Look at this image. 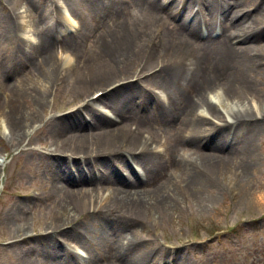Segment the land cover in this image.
Wrapping results in <instances>:
<instances>
[{
    "label": "bare ground",
    "instance_id": "bare-ground-1",
    "mask_svg": "<svg viewBox=\"0 0 264 264\" xmlns=\"http://www.w3.org/2000/svg\"><path fill=\"white\" fill-rule=\"evenodd\" d=\"M86 1L93 6L92 3L97 0ZM121 1L102 0V8L94 13L92 20L81 19L79 14L77 16L74 14L80 24L79 22L71 24L59 10L58 17L52 24L55 33L61 29L63 23L69 24L72 28L71 36L64 37L63 44L69 54L63 62L53 56L51 48L55 43L53 36L37 32L38 22L33 18L35 15L31 12L30 1L5 0L10 7L7 6L5 12L0 15V88L4 92V97L0 100L5 110L0 114L2 135L7 136L12 144L29 145L35 141L37 130H40L41 134L45 133L44 144L52 147L49 153L42 154L34 149H27L25 154L31 155L32 158L44 157L50 160L47 164V169L51 173L50 189H56L63 194L65 206L52 218L54 228L51 230L72 224L69 221H73L74 217L84 216L90 210L102 221L101 227L105 230L97 227L96 230L94 227L89 229L88 225H85L84 228L90 233L99 231L90 242H85L84 236H74L86 249L93 251V254L83 259L86 260V264H99L94 247L104 240L108 243L105 246V252L109 255L105 259L106 264H154L151 254L153 250L160 254L161 250L152 244L151 239L146 241L135 238L134 230L125 232L131 225L143 222L144 211L148 213V210L155 209L158 212L165 208L167 211L171 210L169 204L166 202L164 204L163 197L167 187L163 185L172 176L166 174L162 177L164 170L152 174L147 167L169 161L167 166L170 169H177L178 175L183 177L179 180L186 182V186L204 181V175L211 179L219 168L227 165V160L212 157L199 147H204L202 142L204 133L211 131L207 128L210 127V123L206 122L211 121L210 116L217 117L216 113L221 112V109L224 116L228 117L257 112L256 103H252L253 108H248L241 105L239 100L252 99L253 92L247 76L252 62L256 68L264 69V59L261 56H256V59L251 57L255 53L254 43L264 40V24L251 27L253 23L248 19L250 11L241 10L237 1L230 5L231 9L225 0L224 3L219 0H200L198 6L191 8L188 5L183 12L181 11L184 16L189 12L193 19H203L205 15L212 18L225 9L232 24L227 30L228 34L220 42L208 40L203 43L202 38L198 37L201 35L187 27L175 28L172 36L164 41L161 50L167 60L166 69L150 77L158 80L162 87L172 88L180 73L182 71L184 73L181 68L185 67L182 64L185 61L195 59L201 62V75L188 73L182 79L181 85H185V90L182 88L178 90H182L185 97L182 95L171 97L168 94L167 98L181 100L178 111L168 110L153 94L156 89L153 83L150 92L146 89L140 66L131 74L129 72L132 63L138 58L143 59L141 51L146 43L163 41L155 32L157 26L150 31V34L156 33L154 36L146 33L150 26L163 23L170 9L174 7V0H167L164 7H159L155 0L147 2V10H153L151 17L147 13H141L137 8L138 12L132 14L128 6L120 4ZM138 1L140 0L135 2ZM17 7L22 10L18 11ZM0 9L2 10L1 6ZM160 13L161 16L158 17ZM159 18L163 20L157 23L152 21ZM88 24L95 26L96 34L95 31L87 29ZM22 27L25 28L24 31ZM210 29L211 24L208 27V30ZM25 33H31L34 38L26 37ZM132 78L133 80L129 81ZM71 80L73 90L80 89L83 92L91 89L90 95L86 98L91 96L93 98L83 101L78 104L79 106L76 105L78 107L74 120L58 124L57 112L74 105L80 98V92L76 91L72 100L53 106L50 117L45 119L44 111L56 92L64 95V90ZM120 82L126 83L106 93L109 87ZM100 84L101 94L98 88L96 90ZM125 86L130 89L119 92ZM118 88L120 89L114 92ZM190 88L191 93L188 92ZM216 88L220 93H214ZM239 91L242 93L241 96ZM210 93L213 95L210 96ZM84 94L88 95L85 92ZM158 95L164 96L162 93ZM232 95L239 96V100L234 104L229 100ZM147 103L164 112L160 110L156 112L153 107L149 111H141L140 105ZM175 105L178 103L175 102ZM100 108H105L117 119H110ZM81 115H84L83 120ZM158 115L159 119L156 118ZM134 117H138V120L133 123L136 128L131 130L128 124ZM231 119L229 120L233 124L230 129L233 130L239 123ZM158 122L165 125L172 137L171 145L162 144L148 133L143 134L152 130L153 127L148 124L156 125ZM36 123L39 125L36 126ZM32 128L35 132L30 130ZM157 146H162V151L157 149ZM230 146L229 149L233 145ZM242 146L244 148L240 154L250 151L249 146ZM223 148L225 149V146ZM61 156L68 159L67 164L59 163L57 159ZM72 159H77V164L85 175L92 173L95 179H98L94 189L77 186L85 183V180L79 176ZM84 164H90V169ZM140 166L144 167L143 171L138 169ZM0 168L2 172L5 168L4 161L0 163ZM242 171L245 177L248 176L251 166L242 165ZM128 173H133L135 178L128 176ZM169 181L170 179L166 182L167 185ZM207 185L211 186L210 183ZM144 187L148 189L143 190ZM106 191L108 195L100 197V194L103 196V192ZM19 209L20 206L15 204L10 212ZM147 218L144 217V220ZM146 226L145 221L140 225L143 229ZM71 228L73 227L69 229ZM75 230H67L66 233L74 234ZM26 234L22 228L9 235L8 240L14 244H24L27 242ZM50 244L51 239H47L46 244L40 248L43 264H84L68 246L62 247V252L50 253L48 251ZM150 246L153 249L149 251ZM141 247L143 249L139 255H132L134 250L138 251ZM33 250L34 247L31 245L25 251ZM28 259L25 258V261Z\"/></svg>",
    "mask_w": 264,
    "mask_h": 264
},
{
    "label": "rangeland",
    "instance_id": "rangeland-1",
    "mask_svg": "<svg viewBox=\"0 0 264 264\" xmlns=\"http://www.w3.org/2000/svg\"><path fill=\"white\" fill-rule=\"evenodd\" d=\"M29 1L32 4L31 12L35 15L33 18L38 22L37 32L53 36L55 39L54 46L51 47L53 56L60 62H63L69 54L63 43L64 37L71 36L72 28L69 24L63 23L61 29L55 33L52 24L57 19L59 10L65 14L70 23L78 24L79 22L80 24L75 15L79 14L81 19L92 20L94 13L102 8V0L94 1L92 3L93 6H90L86 0ZM135 1L122 0L120 4L128 6L132 14L137 13V9H139L141 13H147L149 17L153 15V10H147L146 5L151 0ZM155 1L159 7H164L167 0ZM199 1L174 0V7L170 9L169 15L164 20L160 18L159 20H152L156 23L163 20V23L150 26L146 35H149L151 29H155L157 26L158 29L155 32L163 38V41L158 42L155 40L154 42L146 43L141 51L144 55L143 59L142 57V60L138 58L136 62L131 64L132 69L129 74L132 71H136L140 66L142 79H145L146 82V89L150 92L152 90L151 83H153V86H156L153 94L162 101L165 108L171 111H178L181 100L180 98H167L168 94L171 97L184 96L182 94L183 91L178 90V88L185 90V85H181L182 79L188 73L201 75V62L195 59L185 61V63H182L185 67L181 68L184 73L183 71L180 73L172 88L166 89L162 87L158 80L150 77L156 76L161 73L162 69H166L167 60L163 57L161 50L164 41L172 36L175 28L185 29L187 27L189 30L197 32V35H201L198 37L202 38L203 43L208 40L220 42L228 34L227 30L232 24L226 15L225 9L215 14L212 18L205 15L203 19H193V15L189 12L185 16L182 15L181 11L183 12L188 5L190 8L196 7ZM219 1L224 3V0ZM225 1L229 3L228 8L237 1V5L241 10L250 11L248 19L253 23L251 27L264 24V0ZM0 3L2 10L4 9V11L0 9V15H2L9 5L6 4L7 2L5 3V0H0ZM16 9L18 11L22 10L18 7ZM159 16H161V13ZM166 23L171 27L169 28ZM210 24L211 29L208 30ZM87 29L91 32L95 31L96 34L97 29L95 30L94 25L88 24ZM24 30L25 28L22 27V31ZM155 32L150 35L154 36ZM24 35L31 39L34 38L31 33H25ZM146 40L147 37L145 38ZM254 46L255 51L253 50V52L255 53L251 57L256 59L255 57L259 55L264 59V40L256 41ZM172 67L174 66H170V68ZM247 76L253 92L252 99L248 97L249 100L244 101L239 100V96L232 95L229 100L233 104L239 100L241 105L248 108H253L252 103L254 102L258 105L257 112L253 111L252 113L248 112L228 117L224 116V111L221 109V112L216 113L217 117L216 115L214 117L210 116L211 121L206 122V124L210 123V127L208 126L207 128L211 131L204 133V139L202 140L204 147L199 146L204 153L227 160L225 167L219 168L211 179L204 175V181L191 186H186V182L183 183L179 180L183 177L178 175L177 169H170L167 166L169 161L158 162V166L151 165L147 167L152 174L158 172V170H164L162 177L166 174L172 176L168 178L170 179L168 185L166 184L168 179L163 185V187H167V192L163 197L164 204L165 202L169 204L171 210L167 211L165 208L158 212L155 209L152 211L148 210V213L144 211L142 213L144 214L143 216L148 218L144 220V217H142L143 222L141 224H144V221L147 222L146 228L143 229L140 227L141 224L135 223L125 232L134 230L135 238L146 241L151 239L152 244L161 250L160 254H156V251L153 250L151 257L154 258V264H264V69L256 68V65L252 62ZM132 80L133 78L129 81ZM122 83L126 82H120L109 87L106 93ZM97 88L101 94L102 91H99L102 88L101 84L100 86L97 85L96 90ZM161 88L164 89L161 90ZM129 89L130 87L125 86L119 92ZM190 89L188 90V92L190 91L189 93L192 92V89ZM90 90L83 92L80 89L73 90L71 80L68 87L64 90V95L56 92L55 97L44 111V118L50 117L53 106L56 107L61 102L70 100L77 91L80 92V98L76 103L67 106L56 114V122L58 124L74 120L77 107L83 101H89L93 98L92 96L86 98L90 95ZM84 92L88 95L84 96ZM158 93H162L164 96L159 97ZM214 93H220V90L216 88ZM212 95L213 93H210V96ZM239 95H242L241 91H239ZM3 97L4 92L0 88V99ZM224 101L228 100L224 99ZM175 102L178 103L177 106ZM2 104L0 100V114L5 111ZM152 107L155 108L156 112L157 110L164 112L162 109L154 107L151 103L140 105L141 111H149ZM116 110L118 111V109ZM199 110L203 111L202 109ZM80 117L82 120L84 119V115ZM108 117L117 119L110 112ZM156 118L159 119V115ZM230 118L234 121L237 120L239 123L233 130L230 129L233 124L229 120ZM135 120L137 121L138 117H134L132 121H129L128 125L131 128L136 127L133 124L136 122ZM37 123L36 126L39 125ZM148 126L153 127L152 130L143 134L146 135L148 133L149 136L164 145L172 144L173 139L164 124L158 122L156 125L148 124ZM1 130L2 118L0 116V163L4 161L5 165L2 172L0 168V264H43L41 258L42 250L40 248L46 244L47 239H51L48 251L53 254L62 252L61 249L65 246V240L69 239L79 249L78 253L82 254L81 256L87 257L93 254L91 249H86L75 239L79 235L80 237L84 236L85 242H90L91 239H94L99 234V231L90 233L84 228L85 225H88L89 229L94 227L96 230L97 227L105 231L101 227L102 221L92 214V210L84 216L74 217L73 221H69L72 224L60 225L62 227L51 230L54 228L53 223H51L52 218L56 216V213H60L65 206L63 194L56 189H50L51 173L47 169V164L50 160H46L44 157L32 158L31 155L25 154L27 149H34L42 154L49 153L52 147L44 144L45 133L41 134L40 130L35 132L32 128L30 130L35 132V141L29 145H26V143L16 145L15 143H10L7 136L2 135ZM69 130L71 131L72 129ZM230 144L233 145L231 149H229ZM242 145L249 146L250 151L240 154L244 148ZM211 146H214V148H211ZM223 146H225V149ZM157 149L162 151L163 147L157 146ZM195 155L200 156L198 154ZM57 160L61 165L68 163V159L63 156L58 157ZM72 160L75 162L73 165L77 168L79 176L85 180V183L77 186L94 189L98 179H95L92 173L85 175L77 164V159ZM90 164L84 165L90 169ZM242 165L251 166V172L246 177L243 174ZM143 168V166H140L138 169L143 171ZM128 176L135 178L133 173H128ZM209 183L211 186L207 185ZM147 189L148 187H144L143 190ZM103 193V196L101 193L100 197L108 195L107 191ZM15 204L19 205L20 209L11 213L10 209ZM137 220L140 221L139 218ZM151 220H153L152 224ZM71 226L73 228L69 229ZM22 228L25 229V233L27 232L26 243L14 244L13 241L8 240L9 235ZM67 230H75L76 233L68 234L66 233ZM52 234L56 236L54 237ZM31 245L34 250L26 252L25 250ZM107 245L108 243H105L104 240L94 247L99 257V261H97L99 264H106L105 259L109 256L105 252V246ZM142 249L143 247L138 251L134 250L132 255H139ZM151 249H153L152 246H150L149 251ZM25 258L29 259L25 261ZM78 258L84 264L87 263L86 260H83L86 258L79 256ZM130 259L135 260L136 258Z\"/></svg>",
    "mask_w": 264,
    "mask_h": 264
}]
</instances>
